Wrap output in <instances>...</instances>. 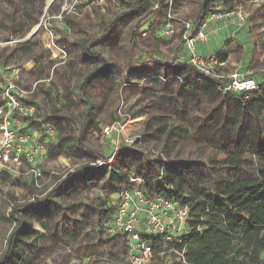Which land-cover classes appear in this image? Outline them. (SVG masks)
<instances>
[{"label":"rangeland","instance_id":"obj_1","mask_svg":"<svg viewBox=\"0 0 264 264\" xmlns=\"http://www.w3.org/2000/svg\"><path fill=\"white\" fill-rule=\"evenodd\" d=\"M50 1L51 0H0V32L3 33L0 35V42H4L9 39V35L6 33H11V30H9L11 23L8 26L6 24L9 23L8 18L11 14V10L15 6L16 8L14 9L17 10V15L15 16V26L19 28L23 34L30 32L35 28H39V31H45V27H48V29H54L55 24L52 23V21H54L52 19L54 18L51 17L52 15L48 12L47 7ZM203 1L204 0H161V3L156 8L154 7L155 4H151V6L149 5V7L144 11L127 10L128 8L125 6V11L112 8L115 10L112 12V9L107 10L103 7L105 10L104 14L96 13V10H94L95 13L93 14V17L90 18V13L88 14L85 9L83 11V15L80 14L83 10L81 7V0H54V4L57 3V6L53 9V14H55L59 9L60 13L63 9L66 14H64L65 18L60 21V24H68L72 26L73 22L74 25H81V27L89 29L90 32H92L91 29L93 27L108 26L112 22L113 27L115 28L132 29L140 24L139 29H145L149 25L151 29L161 30L169 10L170 16L174 20L193 21L194 16ZM215 5L216 6L213 10L242 7L245 11L247 17L245 24L242 27H238L228 22H225L228 27H224L221 23V27L223 29L225 28L226 35L227 33H231L232 27L234 28L236 34L238 33L239 35L241 33L239 38L237 37L241 44L235 43L236 48L239 47V50L229 54L230 58L227 69L230 73L238 71L242 77L249 76L254 79L256 84L259 85L264 78V0H215ZM72 7L73 9H71ZM150 10L152 11L149 14L150 16H148L147 13ZM69 12H71L70 14L74 12L78 15L73 18H68L67 16L70 15ZM27 13L31 17L30 20L35 21L37 19L38 22L36 24L29 23V19L27 18L28 16H26ZM97 15H99V17ZM143 17L144 19H142ZM175 29L176 30L173 32V34L175 33V37L171 40H165L159 53L157 49L145 51L141 48V46H138L141 50L140 52L142 54L157 53L162 56L166 63H172L175 58L178 45L182 46V42L180 40V27L176 26ZM173 39H176V41L173 42ZM12 42L13 41H11V43ZM236 48L234 47V49ZM134 54L136 53H130L128 50L125 52L120 51V53L118 52L116 54V58H119L118 63L121 64V62L124 63L127 58H134ZM36 57H38V48L31 45L28 47L27 53H23L24 61L30 60L31 58L36 59ZM111 59L112 54H108L107 58H105V62L107 63L106 65H109V67L113 66ZM79 66L81 71L77 73V71L73 68L75 67L78 69L76 60L74 58L66 59L64 67H66V70H70V77L75 78L71 84L68 83L71 87L75 85V80L78 76L81 75V78L84 77L83 65L79 64ZM116 66L120 67L118 64ZM63 69L64 68L57 70L51 76V79L55 80V76L57 74L64 75ZM166 73L169 77L174 76L170 70L166 71ZM49 76L50 75H47L45 78H49ZM172 79L173 78L168 81H175ZM26 80L27 77L25 78V81ZM16 83L18 84V82ZM34 84L36 83L33 82L28 87L18 85L28 89ZM39 85L43 84L41 82L37 83L36 89ZM121 85H119L118 88ZM123 91L124 87H121V90L119 89L116 93V97L112 96V93L109 92L106 96V92L102 88L101 95L103 96L96 97V101L103 103L101 110L102 115H105L108 110L112 109L111 113L112 116H114L116 114L117 107L121 104L125 107V109H122V113L129 117L125 119L126 128L123 131V134L118 139H115L114 145L115 147L118 146V150L113 164H118V161L123 159L124 154L122 153L127 152L129 154H133L132 156H134L135 159H132L133 163H131L130 167L133 169L135 174H137V176H135L138 177L139 173L136 172L140 170L141 161L146 160L147 157L149 161L159 159L160 154L157 155L156 153H162L165 151L163 156L172 161L175 173L180 169H183L184 171H191L190 174L195 173L197 176L203 172L207 173L208 170H217L218 173H221V177L232 181L237 179L241 180L244 173L252 177L256 175V171L259 166L256 157L252 155L246 156L244 159L247 162L240 165L239 172L232 173L226 169H222L224 154L219 152L216 153L211 148H201L195 142L193 138L197 127L200 126V124L204 121L205 116L210 113L212 109H190L191 105L185 106V108L171 109V104H169L166 109L162 110V113L156 112L154 109H142V114L140 113L139 116L132 118L131 111H133L135 106L140 102V98L132 97ZM34 95L30 99L32 105L34 103ZM177 101V105L182 106L185 104L186 99L185 97H179ZM56 104L58 107L64 108L58 98H54L49 102H44L42 104L43 109H36L33 105L35 112L31 118L34 117L40 120L43 124L51 123L55 120L51 112H53L52 109H56ZM65 105H67L66 109H69L67 112H70V116H72L73 125L70 124L71 129H69L66 127L68 124H65L64 122L62 124L66 125L63 127V130L65 128L68 132L67 135H70H66L65 139H69L71 142V138L69 137H74L77 134L78 125L81 124V109L82 107L85 109V104L81 103V98L75 97L68 98V102H65ZM154 117H161L158 119H162V123L167 125V133L165 132V134L159 135L153 131L154 128L158 127L156 122L152 121ZM105 123L108 124V121H105ZM107 124L105 126H107ZM145 126L146 128H144ZM29 129L40 131L43 128L40 125H36L34 127L32 125ZM63 130L61 132L64 136L65 134ZM137 136H140L141 140L139 145L135 143L136 147L123 145L122 140L124 138ZM83 147L96 154H106L105 151L107 146H105V143L101 142L99 136L87 137L83 143ZM81 155V152H76L74 149L66 148L59 158L54 161H47L42 168L43 177L38 183L40 186L39 189L34 186L32 179L28 176L11 178L6 181L0 180V207H2L5 202L11 201V199L16 201L18 204L31 202L32 199L36 198L38 201L50 200L57 203L59 207L58 212L51 220V225H59L60 220H64V224L66 225L68 223L71 225L74 221L78 223L79 221V225L77 224V226H80L81 224V237L75 239V241L71 244H68L67 242V244L61 243V248L53 247L50 242H47L48 244L45 246L44 252L40 254L38 264H133L129 256L126 257L125 255H121L118 258L106 256L108 254L101 248L102 242L100 241V237L105 236L101 233L95 232L96 229H98L96 226V209H99V205L103 204L105 201H109L113 204L115 203L118 194L116 187H111V185L106 183L105 178L101 177V175L94 176L97 174L96 173L94 175L91 174V176L88 177L89 179L93 178L92 185L83 181H77L76 183L72 182L69 186L65 187L67 188V192L63 193L65 195H61L62 192L58 191L55 194H58V196H51L59 185L68 181L70 179V175L82 166V163L86 159ZM154 171L155 170H153V172ZM135 176L131 175L130 178H135ZM198 177H200V175ZM153 182L150 183L155 186L156 183ZM205 183V179L203 181L196 182L197 188L202 189L206 185ZM71 189H73V193L70 192ZM32 192L35 194L34 197L30 195ZM150 196H155V194L152 193ZM15 227L16 225L10 228L5 223L0 221V257L5 251L6 244H4V240L11 234L12 229ZM98 230L99 232L101 231L100 229ZM244 252H249L246 246L244 247ZM251 255L252 254H250V256ZM165 262V264H171L170 259L168 261L165 259ZM149 264L162 263L157 262V260L153 258L150 259Z\"/></svg>","mask_w":264,"mask_h":264},{"label":"trees","instance_id":"obj_2","mask_svg":"<svg viewBox=\"0 0 264 264\" xmlns=\"http://www.w3.org/2000/svg\"><path fill=\"white\" fill-rule=\"evenodd\" d=\"M150 3L157 6L161 3V0H139L138 4L132 9L135 11L136 9H140L141 6H146ZM215 6V0L203 1L193 19V32L198 30L207 15L214 11ZM51 11L52 7H49L48 12ZM151 11H148V16H150ZM16 15L17 10L12 9L8 18L11 23V27L9 28L11 33L14 32ZM26 16H28L27 18L31 24L38 22L37 19L35 21L30 20L31 17L28 13ZM146 16L144 17L147 18ZM112 26L113 22L108 25L109 28ZM139 27L140 24L134 27V30ZM134 35L132 34V37ZM131 44L133 46L131 47L132 51H141L135 45L133 39H131ZM29 46V43H24L23 53H27ZM180 50L181 45L177 47L176 53H179ZM94 60L96 63H103L100 56H96ZM219 60L222 63L226 62V55L219 56ZM88 61L86 58L81 59L83 64ZM176 74L177 77H183L185 80H200L204 78L188 62L178 67ZM219 74L223 75L221 72ZM148 79L157 80V76L149 77ZM223 81L209 80L210 86H212L211 90L216 92L218 90L217 86ZM257 87L258 90L250 94L247 99H245L246 95L243 94L238 95L239 99L224 97L219 104V109H212L205 116L204 121L197 127L193 138L201 148H211L216 153L224 154L222 169H226L232 173L239 172L240 165L247 162L244 159L246 156L252 155L256 157L259 166L254 177L244 173L241 180L232 181L221 177V173H218L217 170H208L207 173L203 172L198 177L199 175L196 176L195 173L190 174L191 171H184L183 169L175 173L171 160L169 164H163L160 158L149 161L147 157L146 160L141 161L140 170L138 169L139 171L136 173H139L138 177L142 179L141 187L148 195L154 193L155 196L165 197L189 208L188 229L190 233L185 242L184 263L178 262L175 259L174 254L171 252V246L165 244L161 239L152 241V248L157 262L165 264V258H169L171 264H264V84H257ZM187 94L190 100H193L197 96L195 90L189 91ZM217 98L214 97V100L216 101ZM166 101L167 98L163 99L162 103L165 104ZM131 115L132 118H135L139 116V112L136 111L133 114L131 113ZM158 118L161 117H154L152 119L158 125L154 131L159 135H163L165 132H168L166 130L167 125L162 123V119ZM115 120L116 116L114 115L107 125ZM69 121L71 123H65L69 126L52 123L56 133L62 134L61 131L65 126L71 129L70 124L73 125L72 116L69 117ZM83 125L87 126L88 123L84 121ZM63 132L65 135L59 138L56 144L54 143L47 147L48 158L56 159L60 157L67 148L81 152V156L85 157L86 160H84L82 166L76 172L70 175L68 181H65L54 190L51 196L55 195L58 191L65 193L66 191H63V189L72 182L83 181L92 185L93 178H88L91 174L97 173V176L101 175V177L106 179V183L117 188V192L124 187H128V180L131 175L137 176L130 167L135 159L132 156L133 154L127 155L118 161L121 170L112 168L107 173L103 169L106 167L93 168L89 166L90 163L96 160H106L111 156L96 154L83 147L85 138L81 124L78 125L77 134L74 137H69L71 138V142L69 139H65L68 134L65 128ZM162 154H165V151ZM162 166L164 174L160 179L155 177L146 180L144 178L143 173L145 174L150 169L155 170ZM97 169L101 170L97 172ZM204 179L206 180V185L202 189H198L196 182L203 181ZM150 182L156 183V185L154 186ZM72 190L70 191L71 193H73ZM30 195L35 196L33 192ZM45 202H48V200L38 201L36 198L32 199L31 202L16 203L12 206L9 219L16 222V227L12 229L11 234L8 236L5 251L0 257V264H36V254H31L28 247H25V244L23 245L22 240L24 238L30 239L37 235V232L31 230V223L33 221L37 222L40 226L46 227L41 223L39 215V208ZM115 206L116 201L114 204L105 201L99 205V209H96V226L101 230L100 233L107 238V241L103 243L104 246L120 249L121 255L127 257L128 242L126 237L121 234L108 235L106 232L108 225H110L114 217ZM0 221H4L1 216ZM6 222L9 223L8 221ZM76 228L72 227L65 235L67 234V237H70V234L75 235ZM73 241L75 239L70 241L69 244ZM32 242L36 243V238ZM21 246H24L23 249H21ZM245 246L249 250L248 253L244 252ZM177 248L181 251V247ZM159 254L163 257L159 258ZM250 254L252 255L250 256Z\"/></svg>","mask_w":264,"mask_h":264},{"label":"crops","instance_id":"obj_3","mask_svg":"<svg viewBox=\"0 0 264 264\" xmlns=\"http://www.w3.org/2000/svg\"><path fill=\"white\" fill-rule=\"evenodd\" d=\"M138 1L139 0H104L103 5H101L98 0H81V7L83 10L80 14L83 15V11L85 9L87 10L88 14L90 13L89 17L92 18L93 14L95 13L94 10H96V13L104 14L105 10L103 7H105L107 10L113 8L116 10L121 9L122 11H125V6H127V10H133L132 8L138 4ZM53 3L54 0H51L47 7H52V11L49 13L52 15L51 17L54 18L52 19L54 20L52 23L55 24V26L54 29L51 28L49 30L54 37L57 50H47L48 36L46 31H39V28H35L32 31L23 34L20 29L15 26L16 21H14V32L6 33L9 35V39L4 42H0V93L7 81L12 78L23 87H28L33 82L36 84L41 82L43 85H39L38 88L35 89V95L33 94V105L36 109H43L42 104L44 102L52 101L54 98L60 99V103L64 108L58 107L56 104V109H52L53 112H51L55 120H53L51 123L61 124L62 126V123H68L69 117H71L70 112H67L69 109H66L67 105H65V102H68V98H81V103L85 104V109L84 107L81 109V129L84 131V138L86 139L87 137L91 136H99L101 142L105 143V146H107L105 156H112L114 161L116 152L118 150V146L115 147L114 145L115 139L121 137L123 133L119 135L105 136L101 132L102 128L107 124L105 121H108L109 123L112 120V109L108 110L105 115H102L101 110L103 103L96 101V97L103 96L101 95L102 88L105 90L106 96L109 92L112 93V96L116 97V93L119 91V89L121 90V87H124V93L135 98H140V102L135 106L134 110L131 111L132 114L137 111L139 112V115L140 113L142 114V109H154L156 112L162 113V110L166 109L169 104H171V109L185 108V106L190 105V109H219V104L224 99V97L239 99L238 95L240 94L229 95L219 90L216 91L219 94L215 95L217 93L211 90L212 86H210L209 80L204 78L200 80L188 79L193 82L185 83V81L188 80H185L183 77H177L176 69L187 63V54L183 43L180 52L176 53L174 58L175 61L172 63H166L162 56L157 53L142 54L138 50L132 51L131 47L133 46L131 44V39H133L137 47L141 46V48L145 51L157 49L159 53L162 44H164L163 42L165 40H171L174 38L175 33L170 36H165L160 33L159 29H151L149 25L145 29L137 28L136 30H134V27L132 29H127L115 28L113 26L109 28L107 25L104 27L97 26L93 27L91 29L92 32H90L89 29L81 27V25L76 26L73 22L72 26L68 24H60V21L62 20L56 19L60 9L55 14H53V9H55L57 6V3ZM149 5L151 6V3L146 6H141V8L136 9V11H144L149 7ZM157 6L154 7L156 8ZM15 7H13V10H15ZM71 9H73V7ZM113 9L112 12L115 11ZM71 12H69V14ZM77 15V13L73 12L67 17L73 18ZM97 16L99 17V15ZM225 22L226 21L224 20L210 22L205 29V39L202 41H196L195 43V50L201 57L206 58L215 55L219 60V56L226 55L227 61L222 63L219 60L223 65L221 67L215 68L218 72L223 73V75H225V73H230L227 69L230 58L229 54L239 50V47L236 48L235 43H240L238 38L241 34H236L234 28L232 27L231 33H227L226 35L225 28L223 29L221 27V23L224 27H228ZM9 24L10 22L6 25L8 26ZM1 34L3 33L0 32V35ZM132 34L135 35L132 37ZM11 41L13 42L11 43ZM175 41L176 39H173V42ZM24 43H29V45L38 48V57H36V59L31 58L30 60L26 61L23 60ZM179 46L180 45H178V47ZM234 47L236 49H234ZM126 50L130 51V53L136 54H134V58H127L124 63L121 62V64H119V58H116V54L118 52L120 53V51L125 52ZM61 51L66 54L68 59L74 58L76 60L78 69L75 67L73 68L77 71V73L81 71L79 64L83 65L84 77L81 78V75L78 76L73 87H71V85L68 83L71 84L75 78L70 77V70H66V67H64L66 62L62 63V61H60ZM51 53L56 54L58 58L54 59L51 57ZM108 54H112L111 63L114 67H109V65H106L107 63L105 62V58H107ZM96 56H100L103 63H96L94 60ZM82 58H86V60L89 61L83 64V62H81ZM117 64L120 67H117ZM62 68H64L63 70L65 77L63 74H57L55 76V80H52L51 76L57 70H61ZM14 69H18L19 73L14 74ZM169 70L174 74L173 77H169L167 75L166 71ZM47 75H50L49 78H45ZM155 76H157V80L148 79L149 77ZM26 77L27 80L25 81ZM171 78H173L172 80L175 81L169 82L168 80ZM259 84H264V78ZM119 85L121 86L118 88ZM192 90L196 91L197 96H195L193 100H190L187 96V93ZM179 97H185V99L188 97L185 104L182 106L177 105V99ZM214 97H218L216 101L214 100ZM165 98H167V101L165 104H163L162 100ZM247 98L248 96L245 97V99ZM63 119H66L67 121ZM84 121L88 123L87 126L83 125ZM41 124L42 122L34 117L26 118V128H31L32 125L33 127L36 125L41 126ZM156 128H154L153 131ZM40 137L42 140V138L45 137V133L41 132ZM61 137H63L62 134L56 133L55 144ZM122 154H124V157L127 156L126 154L132 155L127 152ZM38 160L41 168H43L47 161H54L55 159H49L46 153L41 155ZM26 168V166H23L21 171H26ZM112 168H118L121 170L119 163L113 164L110 167L103 169H105L108 173V171ZM99 170L101 169H97L96 171L98 172ZM19 177H23V175L15 176L14 174L3 173L0 175V180L6 181L10 180L11 178ZM67 186H69V184ZM64 190L67 192V188H64L63 191ZM63 193L64 192H62L61 195H65ZM55 196H58V194ZM16 203V201L11 199V201L5 202V204L0 207V216L4 220L2 223H5L10 228L15 225V222L11 221L9 216L12 206ZM58 209L59 207L57 203L50 200L45 202L39 208V215L41 223L46 227L40 226L37 222L33 221L31 223V230L37 232V235L31 237L30 239L24 238L22 240L23 245L25 244V247H28L31 254H36V264L39 263L40 254L44 252L45 246L48 244L47 242H50L53 247L61 248V243L65 244L67 242L69 244V242L73 239H78L81 237V224L80 226H77V224L79 225V221L78 223L74 221L71 225L69 223L66 225L64 224V220H60L59 225H51V220L58 212ZM72 227H77L76 234H70V237H67V234L65 235V233H68ZM95 232L100 233L98 229H96ZM8 236L5 238L4 244L7 243ZM34 238L37 240L36 243L32 242ZM100 239L102 242L101 248L108 254L106 256H110L111 258H118L121 256L120 249L118 250L117 248L113 249L109 246H104L103 243H105L104 241H107V238L102 236ZM23 247L21 246V249H23Z\"/></svg>","mask_w":264,"mask_h":264},{"label":"built area","instance_id":"obj_4","mask_svg":"<svg viewBox=\"0 0 264 264\" xmlns=\"http://www.w3.org/2000/svg\"><path fill=\"white\" fill-rule=\"evenodd\" d=\"M103 5L104 0H98ZM66 13L64 10L56 16V19L63 20ZM247 15L242 7L226 10H214L207 15L196 32H193V21L174 20L170 16V10L167 13L165 25L160 33L170 36L180 27V40L183 43L187 54L188 64L194 68L204 79L224 80L217 86L219 91L229 95L243 94L249 96L258 90L254 79L246 76L242 77L238 71L226 75L219 74L215 69L223 64L217 59V56L201 57L195 50L196 41L205 39V29L210 22L226 21L238 27L245 24ZM48 36L47 50H57L54 37L48 27H45ZM60 61L66 62L67 56L61 51ZM51 57L57 59V55L51 53ZM14 74L19 70L14 69ZM187 81L186 83H192ZM36 89V84L30 88L20 87L12 78L7 81L0 93V175L3 173L14 174L15 176H29L34 186L39 189L38 183L43 177V170L40 166L39 158L47 153V147L53 145L56 139V131L53 124H41L43 128L40 131L26 128V118L32 117L35 108L30 99ZM122 109L124 105L117 107L116 120L103 127V135H119L126 128L125 119L129 118ZM29 129V130H28ZM44 132L45 137H40ZM141 137H126L122 140L123 145L136 147L140 144ZM160 154V160L163 164H169L170 160ZM163 156V157H162ZM114 163L113 157L106 160H96L90 163L93 168H103L111 166ZM26 166V171L21 168ZM156 173V175H154ZM150 169L145 172L144 178L160 179L164 174V168L159 167L155 172ZM142 179L140 177L130 178L128 187L122 188L117 194L116 210L114 217L108 225L106 232L108 235H124L128 242V256L133 264H149L150 259L155 258L152 241L161 239L171 246V252L178 262L184 263V248L187 237L190 233L188 229L189 208L180 205L173 200L161 196H150L141 187ZM177 247H181V251ZM159 258L163 256L159 254ZM167 261L169 258H165ZM166 263V262H165ZM171 263V261H170Z\"/></svg>","mask_w":264,"mask_h":264}]
</instances>
